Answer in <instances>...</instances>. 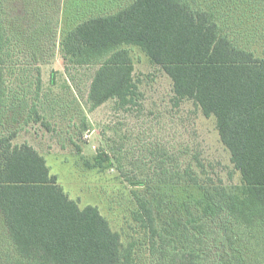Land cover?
<instances>
[{
	"label": "trees",
	"instance_id": "trees-1",
	"mask_svg": "<svg viewBox=\"0 0 264 264\" xmlns=\"http://www.w3.org/2000/svg\"><path fill=\"white\" fill-rule=\"evenodd\" d=\"M82 1L104 14L68 31L61 48L66 68L93 70L90 111L110 100L136 101L126 47H139L171 79L177 99L215 117L241 185L201 183L191 167L172 174L181 176L177 184L135 182L128 240L97 207L80 208L43 155L15 144L17 132L1 131L15 115L6 80L15 47L6 17L16 14L9 11L29 14L28 6L39 16L70 1L0 0V264H264V58L237 46L213 12L190 0ZM24 24L27 30L26 17ZM38 104L30 111L40 118ZM104 161L98 155L86 165L102 168Z\"/></svg>",
	"mask_w": 264,
	"mask_h": 264
},
{
	"label": "rangeland",
	"instance_id": "rangeland-1",
	"mask_svg": "<svg viewBox=\"0 0 264 264\" xmlns=\"http://www.w3.org/2000/svg\"><path fill=\"white\" fill-rule=\"evenodd\" d=\"M69 1L61 11L55 7L39 16L28 6L29 14L23 8L9 11L16 14L6 17L15 47L6 80L15 115L5 118L1 131L5 135L6 130L15 131V144L33 146L69 197L82 209L97 207L123 240L135 235L131 218L135 182L177 184L181 176L172 174L182 175L191 167L201 183L241 185L215 117H205L191 100L177 99L171 79L139 47H126L135 66L136 101L122 105L110 100L90 111L93 70L66 68L61 42L77 24L104 12L82 0ZM190 1L193 8L213 12L237 46L264 58V0ZM34 103H39L40 118L31 115ZM98 155L105 160L104 167H87Z\"/></svg>",
	"mask_w": 264,
	"mask_h": 264
}]
</instances>
